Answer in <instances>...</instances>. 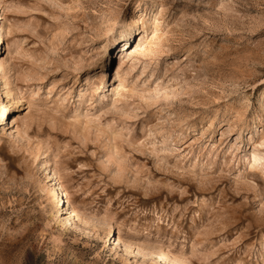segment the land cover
Instances as JSON below:
<instances>
[{
	"label": "rangeland",
	"instance_id": "rangeland-1",
	"mask_svg": "<svg viewBox=\"0 0 264 264\" xmlns=\"http://www.w3.org/2000/svg\"><path fill=\"white\" fill-rule=\"evenodd\" d=\"M2 25L23 100L0 126V264H165L137 244L264 264V0H2ZM46 155L71 207L115 240L50 220ZM118 234L130 248L114 251Z\"/></svg>",
	"mask_w": 264,
	"mask_h": 264
},
{
	"label": "bare ground",
	"instance_id": "bare-ground-1",
	"mask_svg": "<svg viewBox=\"0 0 264 264\" xmlns=\"http://www.w3.org/2000/svg\"><path fill=\"white\" fill-rule=\"evenodd\" d=\"M1 10H2V0H0V11ZM140 14H142V13H140ZM130 30H131V28L128 29V32H127L128 36L131 35ZM7 33H8L7 28L4 25H2V27H0V50L2 49L1 45H5L4 40H5ZM121 37L123 38L125 36H121ZM121 42H122V46H125V45H127V43H129V39L125 38ZM118 54H119V57L117 60V64L114 65V73L112 74L113 79H118L120 77V72H122V65L124 64V58L126 55V53H125V55H122L123 52L122 53L119 52ZM2 65H3V62H0V126L2 124L1 121H2L3 117L5 116V114L8 111L13 110V107H14L13 105H18L23 100L19 90H17L13 85L11 87H9V81H8L9 71L5 70L4 67H2ZM103 78L101 80L100 86H98V87H89V86L81 87L78 90V93L76 95L75 100L80 101L82 99L84 92H86L88 89L91 90L92 94H96V93L103 91L104 89H107V83L109 80L105 81V79H103ZM8 97H10L11 103L9 105H3L2 98H8ZM77 105H79V103ZM93 111H94L93 107L92 108H85V109H81V110L78 107H76L74 109L75 113L81 112L83 115V119L84 118L86 119V120L84 119L85 120L84 125L85 124L88 125L89 122L93 123L92 121L96 117V115H92V114H94ZM77 118H78V116H77ZM16 137H17V133H16ZM44 157H45L44 164H45V170H46L45 179H46V181L51 182L52 184H51L50 189H45L44 187H42L41 191L45 192V195H46L45 198L48 201L47 213H48V217L50 218V220H55V222L58 223L60 226L65 225L69 220H72L74 225L81 223L80 221H82V220L86 223H88L89 221L90 222L95 221V222H97V225L96 224H94V225L98 226V224H99L100 227L93 226L92 229L97 228L96 230H98L100 228L101 232H104L105 230H107L108 235L110 236L113 233L112 225L110 224V222L108 220L103 219L104 217H102V219L100 218L101 220L99 218L94 217L95 219L92 220L93 218H91L89 216H85L78 209L71 207V204L69 203V201L66 197V190L63 187V183L61 181L59 171L56 168L55 169L52 168V166H51L52 160L50 159V157L48 155H46ZM262 158L263 157L260 156L259 154L255 153V152H250V155L248 158L249 168H255V167H257L258 164L260 165L259 162ZM54 186H55V189H53ZM57 197H59V198H57ZM64 205L66 206L65 208H64ZM62 207H63L64 211L61 212V214H63V215L65 214L66 216L63 218H59L57 215L58 210L62 209ZM201 207L202 206H200V208ZM200 213H201V210L198 211L197 216H199ZM192 217H194V216H191L190 218H192ZM197 220H199V218L192 219V221H194V222ZM114 236H115V234H112L113 239H114ZM118 244L122 245L121 246L122 249L124 247V249L127 250L128 248L131 247L132 243L125 241V239L122 238V236L120 234H118L116 243L114 244V242H113V247H115L114 251H117V249L119 248L120 245L115 246ZM134 246H136L135 248L137 249V251L141 250V249H143V251H144L146 249V250H148L147 252H149L148 254H152V255L156 254L155 256H157L158 258L163 260L165 264H183L184 263L181 253H175L174 254V253L170 252L168 249H163V248L161 249L159 246H157V247H153V246L143 247L142 245H139V244L134 245ZM126 250H124V252ZM127 254H128V252H127ZM120 255L122 256V254H120Z\"/></svg>",
	"mask_w": 264,
	"mask_h": 264
}]
</instances>
